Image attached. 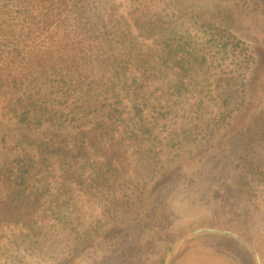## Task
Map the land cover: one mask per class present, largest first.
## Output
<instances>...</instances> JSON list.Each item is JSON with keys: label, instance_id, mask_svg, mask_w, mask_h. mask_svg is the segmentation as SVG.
<instances>
[{"label": "trees", "instance_id": "obj_1", "mask_svg": "<svg viewBox=\"0 0 264 264\" xmlns=\"http://www.w3.org/2000/svg\"><path fill=\"white\" fill-rule=\"evenodd\" d=\"M136 35L154 39L159 48H139ZM220 36L222 45L234 38ZM191 41L143 0H132L126 16L114 0H0V86L16 93L8 110L30 128L46 123L73 129L28 138L33 153L0 164V227L14 224L21 228V240L37 238L42 227L35 215L45 201L62 221V208L73 204L75 190L98 205L100 223L124 221L142 201L162 156L176 153L202 132L203 125L188 120L168 133V151L151 142L144 145L159 122L170 117L169 102L183 95L184 78L196 68ZM132 67L138 71L129 74ZM161 71H168L163 74L166 88L148 90ZM221 90L225 104L238 94L229 78ZM128 140L138 146L134 175H129ZM72 221L68 217L64 225L73 224L75 238L79 233ZM88 230L84 239L89 241L94 230ZM108 239L98 235L82 254L101 264L124 260L122 254L111 255Z\"/></svg>", "mask_w": 264, "mask_h": 264}, {"label": "rangeland", "instance_id": "obj_2", "mask_svg": "<svg viewBox=\"0 0 264 264\" xmlns=\"http://www.w3.org/2000/svg\"><path fill=\"white\" fill-rule=\"evenodd\" d=\"M114 1L126 16L132 0ZM143 2L168 19L178 33L190 37L189 50L197 56L195 70L184 78L183 95L169 102L170 117L159 122L155 135L144 145L151 142L168 151V133L174 134L188 120L203 125L202 132L176 153L162 156L161 168L148 181L142 201L129 210L124 221L100 223L98 205L75 190L73 204L62 208V221L45 201L35 215L36 224L42 227L39 239L21 240L19 226L2 225L0 264H101L87 260L82 251L102 234L109 238L111 247L107 249L114 247L111 255L122 254L124 258L117 262L105 259L104 264H164L170 244L200 227L237 233L256 249L260 264H264V0ZM183 2L191 7L185 8ZM200 5L203 10H198ZM130 29L135 35L134 28ZM220 33L234 38L222 45ZM134 40L142 49L159 48L152 38L136 35ZM137 71L132 67L129 74ZM166 73L157 72L158 78L147 89L161 93V88H166ZM169 73L175 78V73ZM225 78L234 81L238 91L228 104L222 100ZM15 95L13 89L0 86V164L16 154L33 153L26 143L28 138L73 130L46 123L30 128L17 122L8 110ZM124 102L128 103L126 98ZM145 113L150 119L148 109ZM136 143L127 141L129 175L138 170ZM50 179L54 181L53 176ZM68 217L79 233L75 238L73 224L64 225ZM88 229L94 230L89 241L84 239ZM223 234L201 231L184 237L170 264H256L243 242Z\"/></svg>", "mask_w": 264, "mask_h": 264}, {"label": "water", "instance_id": "obj_3", "mask_svg": "<svg viewBox=\"0 0 264 264\" xmlns=\"http://www.w3.org/2000/svg\"><path fill=\"white\" fill-rule=\"evenodd\" d=\"M201 231H210V232H217V233H225V234H229L233 237H235L236 239L240 240L241 242H243L250 250L251 252L254 254L255 259H256V264H260V258L259 255L256 251V249L251 246L247 241H245L240 235H238L235 232H232L228 229H221V228H215V227H200V228H196L180 237H178L177 239H175L171 244H170V250L168 252L167 258L164 262V264H170L171 261V257L173 255L174 249L177 246V244L179 243L180 240H182L184 237L197 233V232H201Z\"/></svg>", "mask_w": 264, "mask_h": 264}]
</instances>
